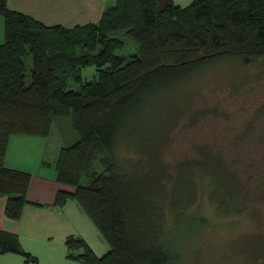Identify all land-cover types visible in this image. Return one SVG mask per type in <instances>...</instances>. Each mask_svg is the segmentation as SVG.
Masks as SVG:
<instances>
[{
  "label": "trees",
  "instance_id": "trees-1",
  "mask_svg": "<svg viewBox=\"0 0 264 264\" xmlns=\"http://www.w3.org/2000/svg\"><path fill=\"white\" fill-rule=\"evenodd\" d=\"M158 3L115 0L98 23L63 28L46 26L0 0L4 214L20 217L31 180V172L4 165L9 136H47L53 117L70 116L78 138L60 148L55 169L56 180L73 191L57 190L55 204L74 197L109 245L106 253L95 255L83 238L67 236V255L89 264L179 262L180 249L175 248L187 236L176 230L173 221L189 214L186 209L198 195L197 184L217 210L239 213L244 209L241 200L236 203L241 186L216 153L201 149L200 160L177 163L171 177L165 173L166 166L158 164L159 141L150 143L145 138L139 143L132 129L138 127V115L149 116L155 104L163 103L161 98L174 94L208 65L230 61L248 65L264 59V0ZM125 38L134 40L135 50L118 54ZM88 68L93 73L84 77L81 73ZM69 79L76 87H68ZM132 146L138 156L125 154ZM96 159L100 170L94 167ZM83 176L86 184L81 183ZM163 177L172 180L166 202L158 198L165 186ZM177 185L180 191L174 197ZM184 194L186 203L181 201ZM168 212L172 214L167 225ZM189 215V222L198 225L189 234L194 236L207 218ZM5 252L25 255V264L36 261L21 249L16 234L0 230V254Z\"/></svg>",
  "mask_w": 264,
  "mask_h": 264
},
{
  "label": "rangeland",
  "instance_id": "rangeland-1",
  "mask_svg": "<svg viewBox=\"0 0 264 264\" xmlns=\"http://www.w3.org/2000/svg\"><path fill=\"white\" fill-rule=\"evenodd\" d=\"M125 40L126 45L116 51L118 54L135 50L134 40ZM25 62L28 81L30 54ZM92 73L93 69L88 68L81 74L89 77ZM70 79L68 87H76ZM161 101L146 118L138 115V127L132 129L135 139L139 143L145 138L150 143L159 141L158 164L165 165V173L171 177L177 163L200 160L201 149L216 153L241 186L236 203L240 200L244 203L239 213L217 210L201 190V183L197 184L198 195L186 211L206 217L207 223L191 236L198 225L189 222L188 213L183 219L181 216L173 221L176 230L187 236L175 248L180 249L181 260L174 264H264V59L248 65L235 61L214 62ZM34 138L41 139L34 145L42 158L41 167L49 171L47 163H51L55 171L60 148L77 140L78 134L70 116L63 115L53 117L47 136ZM134 147L125 149V154L138 156ZM94 167L101 169L98 159ZM86 182L83 176L81 183ZM144 182L147 186V178ZM163 183L164 190L158 198L166 202L165 192L172 190V180L166 177ZM175 188L174 197L180 191L178 185ZM181 201L186 203L185 194ZM171 214L168 212L165 218L167 225Z\"/></svg>",
  "mask_w": 264,
  "mask_h": 264
},
{
  "label": "crops",
  "instance_id": "crops-1",
  "mask_svg": "<svg viewBox=\"0 0 264 264\" xmlns=\"http://www.w3.org/2000/svg\"><path fill=\"white\" fill-rule=\"evenodd\" d=\"M6 1L12 10L29 15L46 26L63 28L98 23L104 10L115 3V0ZM160 1L164 4L171 0ZM172 1L185 6L191 0ZM2 41L3 18L0 16V43ZM40 140L31 135L9 136L4 165L31 172V180L26 194L27 203L18 219L4 214L6 196L0 195V230L16 234L21 249L35 256L36 261L29 264H89L67 255V236L83 238L95 255L106 253L109 245L74 197L69 195L62 205L55 204L57 190L72 192L73 188L56 180L53 164L47 163L49 171L41 167V155L34 147ZM0 264H25V255L1 253Z\"/></svg>",
  "mask_w": 264,
  "mask_h": 264
},
{
  "label": "flooded vegetation",
  "instance_id": "flooded-vegetation-1",
  "mask_svg": "<svg viewBox=\"0 0 264 264\" xmlns=\"http://www.w3.org/2000/svg\"><path fill=\"white\" fill-rule=\"evenodd\" d=\"M263 255H264V252H263Z\"/></svg>",
  "mask_w": 264,
  "mask_h": 264
}]
</instances>
